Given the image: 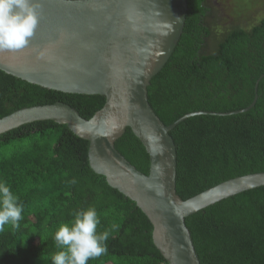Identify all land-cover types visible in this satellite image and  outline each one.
<instances>
[{
  "label": "trees",
  "instance_id": "trees-1",
  "mask_svg": "<svg viewBox=\"0 0 264 264\" xmlns=\"http://www.w3.org/2000/svg\"><path fill=\"white\" fill-rule=\"evenodd\" d=\"M213 2L188 0L178 46L148 88L150 104L166 125L205 112L170 132L178 155L177 192L184 200L264 172V16L249 27L228 26ZM256 95L250 110L219 114L249 107ZM56 102L90 119L106 98L49 89L0 69V118ZM115 145L149 173V153L131 128ZM0 182L23 204L20 227L8 224L0 231V264H52L55 231L89 206L97 210V231L109 235L107 252L88 264H167L149 218L94 171L89 141L66 125L43 120L0 134ZM186 224L201 264H264V186L216 202L188 216Z\"/></svg>",
  "mask_w": 264,
  "mask_h": 264
},
{
  "label": "water",
  "instance_id": "water-1",
  "mask_svg": "<svg viewBox=\"0 0 264 264\" xmlns=\"http://www.w3.org/2000/svg\"><path fill=\"white\" fill-rule=\"evenodd\" d=\"M39 25L22 50L0 51V69L68 93L102 95L90 119L63 102L35 105L0 118V134L53 120L89 141V162L108 184L135 201L153 225L167 264H201L186 218L225 198L264 186V172L235 177L187 200L177 192V147L149 101L151 80L184 32L188 0H41ZM41 53L43 55H41ZM230 115L250 110L257 102ZM207 113V112H206ZM131 128L150 156L146 174L116 148Z\"/></svg>",
  "mask_w": 264,
  "mask_h": 264
},
{
  "label": "clouds",
  "instance_id": "clouds-1",
  "mask_svg": "<svg viewBox=\"0 0 264 264\" xmlns=\"http://www.w3.org/2000/svg\"><path fill=\"white\" fill-rule=\"evenodd\" d=\"M41 8V0H0V51L22 50L30 43L39 25ZM22 213L18 196L0 182V231L8 224L19 228ZM99 223L95 207L73 212L72 219L61 223L53 235L58 250L51 255L52 264H88L104 255L109 233L98 232Z\"/></svg>",
  "mask_w": 264,
  "mask_h": 264
},
{
  "label": "rangeland",
  "instance_id": "rangeland-1",
  "mask_svg": "<svg viewBox=\"0 0 264 264\" xmlns=\"http://www.w3.org/2000/svg\"><path fill=\"white\" fill-rule=\"evenodd\" d=\"M225 25L237 23L249 27L264 16V0H214Z\"/></svg>",
  "mask_w": 264,
  "mask_h": 264
},
{
  "label": "flooded vegetation",
  "instance_id": "flooded-vegetation-1",
  "mask_svg": "<svg viewBox=\"0 0 264 264\" xmlns=\"http://www.w3.org/2000/svg\"><path fill=\"white\" fill-rule=\"evenodd\" d=\"M213 3L215 4V1Z\"/></svg>",
  "mask_w": 264,
  "mask_h": 264
}]
</instances>
